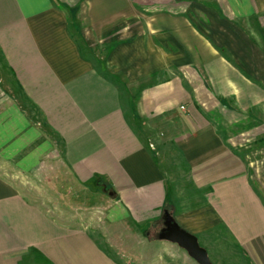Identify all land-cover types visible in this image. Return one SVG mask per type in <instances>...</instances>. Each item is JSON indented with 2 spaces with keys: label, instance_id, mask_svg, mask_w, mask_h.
Masks as SVG:
<instances>
[{
  "label": "crops",
  "instance_id": "0c3cea01",
  "mask_svg": "<svg viewBox=\"0 0 264 264\" xmlns=\"http://www.w3.org/2000/svg\"><path fill=\"white\" fill-rule=\"evenodd\" d=\"M0 87V264H195L164 211L264 264V0H0ZM48 164L101 228L24 193Z\"/></svg>",
  "mask_w": 264,
  "mask_h": 264
},
{
  "label": "rangeland",
  "instance_id": "374dc122",
  "mask_svg": "<svg viewBox=\"0 0 264 264\" xmlns=\"http://www.w3.org/2000/svg\"><path fill=\"white\" fill-rule=\"evenodd\" d=\"M3 91L4 88L0 87V93ZM260 152L261 154L259 155L258 159H263L260 160L259 166L261 167V173H264V149H260ZM60 170L61 169L59 168V165L48 164L42 166L33 177H20L18 179V182L24 193L28 194L34 202L47 209L54 218L57 217L58 219H62V210H65L70 216H72L73 214L76 216L78 213H82L85 216L86 214H88L90 216L92 215V213H96L98 220L95 221V225H100L97 227L101 228V220L103 219L101 215V201H98V198L95 197L94 192L92 196H89V192L87 191L80 193H78L77 190L70 191L72 194H70L69 192H66V194L62 192V170ZM12 174L14 175L13 172L10 173L11 176H13ZM66 185L68 187H79L73 185L72 182H68V184ZM258 185L259 192L264 196L263 178L260 180V184ZM184 190L191 192L190 187H186ZM173 197L174 195H171L170 202L173 205L178 206L179 204L175 202V199ZM88 198L92 199L89 203L87 201L89 200ZM202 198L203 197L200 194H196V196H193V198L190 197L189 199H192L190 205L194 204L197 206H201L203 204ZM63 204H68V208L63 206ZM87 209L88 212H86ZM144 231L147 232L148 230L145 229ZM229 235L230 232L228 231L216 230L208 235L207 241L210 239L209 244L206 243V240H204V237L201 233L195 236L198 238L200 245L207 250L213 264H253L252 260L244 261L241 256L240 248H238L236 244L232 242ZM148 236L152 239H156L158 238L159 233L149 232ZM161 245L162 242L157 241L155 244V248H160ZM131 246L136 247L138 245L132 244ZM172 247H176L175 249H178V251H180L181 253H186L181 248H177L176 245Z\"/></svg>",
  "mask_w": 264,
  "mask_h": 264
},
{
  "label": "water",
  "instance_id": "95a60500",
  "mask_svg": "<svg viewBox=\"0 0 264 264\" xmlns=\"http://www.w3.org/2000/svg\"><path fill=\"white\" fill-rule=\"evenodd\" d=\"M163 229L158 239L177 245L184 250L188 256L197 264H213L206 249H204L198 238L184 230L174 219L172 214L164 211Z\"/></svg>",
  "mask_w": 264,
  "mask_h": 264
},
{
  "label": "flooded vegetation",
  "instance_id": "af4514ba",
  "mask_svg": "<svg viewBox=\"0 0 264 264\" xmlns=\"http://www.w3.org/2000/svg\"><path fill=\"white\" fill-rule=\"evenodd\" d=\"M164 223V222H163ZM162 229H163V225H162V227H160L159 229H158V231L156 232V233H159V235L161 234V231H162Z\"/></svg>",
  "mask_w": 264,
  "mask_h": 264
}]
</instances>
